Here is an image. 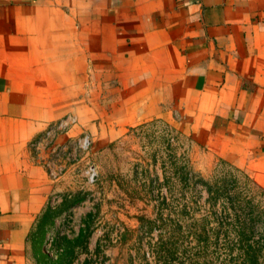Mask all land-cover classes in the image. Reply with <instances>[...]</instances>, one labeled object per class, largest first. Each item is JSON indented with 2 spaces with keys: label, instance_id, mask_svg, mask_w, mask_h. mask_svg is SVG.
I'll use <instances>...</instances> for the list:
<instances>
[{
  "label": "crops",
  "instance_id": "crops-1",
  "mask_svg": "<svg viewBox=\"0 0 264 264\" xmlns=\"http://www.w3.org/2000/svg\"><path fill=\"white\" fill-rule=\"evenodd\" d=\"M66 117L93 150L165 119L264 189V0H0V264H27L31 145Z\"/></svg>",
  "mask_w": 264,
  "mask_h": 264
},
{
  "label": "rangeland",
  "instance_id": "rangeland-1",
  "mask_svg": "<svg viewBox=\"0 0 264 264\" xmlns=\"http://www.w3.org/2000/svg\"><path fill=\"white\" fill-rule=\"evenodd\" d=\"M44 132L31 147L40 148L47 168L56 177H50L53 187L46 204L55 215L43 227L41 253L55 259L56 236L75 237L90 222L87 230H91V254L82 253L75 264L89 256L103 264H129L130 254L141 252L142 247L147 250L148 235L139 218H154L157 210L166 206L160 194L166 192L167 180L173 195L172 216L178 214L182 184L176 176L171 177V172L187 161L202 178H210L219 163V159L208 156L205 146L197 145L178 125L162 118L130 127L123 138L99 150L91 148L90 137L87 147L80 146L85 133L66 140L59 138L64 132L56 133L51 143L45 145ZM41 139V145H35ZM186 197L191 199V206H196L197 202H204L207 192L198 185ZM168 210H162L163 216ZM160 233L159 228H154L149 236L157 238ZM97 244L98 256L94 252ZM27 254V264L44 263L39 254L35 257L30 242Z\"/></svg>",
  "mask_w": 264,
  "mask_h": 264
},
{
  "label": "trees",
  "instance_id": "trees-1",
  "mask_svg": "<svg viewBox=\"0 0 264 264\" xmlns=\"http://www.w3.org/2000/svg\"><path fill=\"white\" fill-rule=\"evenodd\" d=\"M191 141L194 142L192 138ZM175 171L171 177L176 176L182 184L178 214L172 216L173 195L167 180L166 192L160 194L166 206L157 210L154 218H139L148 235L147 250L142 247L141 252L130 254L129 264H264V189L245 171L223 159H219L210 178H202L187 161ZM198 185L205 189L207 197L202 204L194 200L197 205L191 206V197L189 201L186 194ZM77 201H69L68 205ZM163 209H169L165 216ZM54 215L53 209L46 206L28 234L35 257L39 254L43 264H75L82 253L91 254V230H87L90 222L75 237L56 236L55 259L41 253L43 227ZM154 228L161 231L157 238L149 236ZM94 252L98 256L99 244ZM79 264L103 262L89 256Z\"/></svg>",
  "mask_w": 264,
  "mask_h": 264
},
{
  "label": "built area",
  "instance_id": "built-area-1",
  "mask_svg": "<svg viewBox=\"0 0 264 264\" xmlns=\"http://www.w3.org/2000/svg\"><path fill=\"white\" fill-rule=\"evenodd\" d=\"M76 122V119L74 117H66L50 126L47 127V129L45 130L44 132V143L45 145H49L51 143V141L53 140V138L55 137V134L56 133H65L70 124H73ZM90 136L87 134V135H84L82 139H80V146L81 147H87L89 142H90ZM42 143V139L39 140L38 142H36L35 145H41ZM49 173V176L50 177H56V173L53 172V171H48Z\"/></svg>",
  "mask_w": 264,
  "mask_h": 264
}]
</instances>
